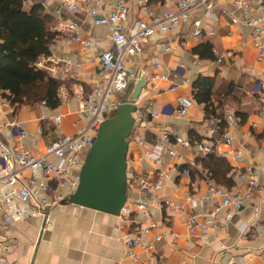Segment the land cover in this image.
Instances as JSON below:
<instances>
[{"label":"crops","instance_id":"0c3cea01","mask_svg":"<svg viewBox=\"0 0 264 264\" xmlns=\"http://www.w3.org/2000/svg\"><path fill=\"white\" fill-rule=\"evenodd\" d=\"M127 1L130 20L147 16L140 7V0ZM219 1L211 0V3ZM36 3H42L46 14L57 24L77 22L83 37L98 38L103 42L99 49H90L59 34L52 45L53 54L73 58L80 65L77 70H69L63 66L55 69L51 63L56 71L51 75L66 81L69 87L77 83H83L88 89L104 85L110 72L101 67L99 59L103 48L110 44V28L82 20L68 11L61 0H29L26 6ZM167 7L176 9V0H149L148 10L157 14L163 13ZM199 15L195 13V16ZM208 23L215 26L214 36L195 38L191 36L190 25L181 24L167 33L148 38L143 42L139 55L125 60L127 67L133 70H154V65L159 63L157 71L169 75L167 80H147L139 96L144 99L140 102L139 98L136 100L148 109L129 138L126 202H148L151 217L167 232V236L157 242L154 240L155 233L142 234L137 245L129 246L127 235H139V225L148 223L137 208H134L132 217L140 223L135 224L122 215L64 203L51 210V225L46 229H43L42 217L7 222L0 216V257L3 260L9 264H152L158 259L164 264H264V102L256 94L258 83L264 81V60L257 57L248 27L233 25L229 17L221 15L216 9ZM206 43L216 50L215 59L202 58L195 53L198 46ZM180 65L185 66L187 72L184 77L189 82L170 90L172 82L182 79ZM201 74L215 80L214 101L222 118L228 122L230 115L236 117L235 123H228L227 130L232 137L230 144L211 133L204 105L193 97V83ZM128 92L123 95H128ZM179 96L193 99L184 117L176 113ZM163 110L166 113L158 119H152L148 112ZM77 111L78 104L74 99L56 110L40 105L35 109L21 106L15 110L11 105H3L0 109V138L11 147L18 145V139L12 135L9 125L15 118L35 134L33 145L43 148L55 134L47 127V133L39 137V118L43 114L53 116L63 113L62 130L73 134L78 129L75 124L79 117ZM163 128L184 139L195 133L221 153H239V159L225 158L232 167L228 177L232 179V187L240 188L247 185L251 176L256 179L258 187L249 205L234 211L228 218L224 212L215 211L208 198L216 195L213 186L217 184L207 179V170L200 160L204 155L196 154L194 148L179 147L185 155L184 166L195 162L189 174H182L178 159L171 158L169 154H162V163H156L150 152ZM141 134L146 136L145 141L139 140ZM160 171L171 174L163 188L143 191L137 188L140 178L155 184ZM186 192L190 194V199ZM167 201L175 206L170 208ZM255 208L260 209L259 213L255 212ZM196 214L200 223H207L210 227L205 237L201 236L196 225L189 223ZM149 245L152 252L145 249ZM132 254L137 255L136 262Z\"/></svg>","mask_w":264,"mask_h":264},{"label":"built area","instance_id":"2783aa9c","mask_svg":"<svg viewBox=\"0 0 264 264\" xmlns=\"http://www.w3.org/2000/svg\"><path fill=\"white\" fill-rule=\"evenodd\" d=\"M61 4L68 11L92 25L110 28V44L103 48L99 59L101 67L109 71L110 75L104 85L91 89L86 88L83 83H77L73 87L62 84L59 88L58 97L61 105L72 99L78 104L79 117L75 122L78 129L75 133L68 134L62 130L65 115L58 113L53 116L43 114L39 118L40 124L37 130L39 137L42 138L47 133V127H50L55 134V137L43 148L33 145L35 134L29 132L15 118L9 125L12 135L18 139V145L11 147L0 138V216L7 222L42 217L43 229L51 225V210L64 203H71V197L80 183L79 172L85 161L83 155L93 147L94 139L103 122L113 116L120 104L127 99V94H123L129 91L131 84L140 76H145L147 80L169 78V75L157 71L160 68L159 63L154 65V70H133L125 64L127 57L137 56L142 52L145 40L158 33H167L181 24H189L191 36L195 38L214 36L215 26L208 21L216 9L221 15L229 17L233 25H242L251 29V41L257 50V57L259 60H264V0H220L216 4H212L211 0H176V9L167 7L161 14L148 10L149 0H140V7L147 16L133 21L130 20L127 0H61ZM195 13L200 15L195 16ZM53 30L58 34L66 35L70 42L78 43L85 48L99 49L103 46L102 40L98 38L83 37L77 22H59ZM214 53H217L216 50ZM221 60L219 57V61ZM51 63L54 64L55 69L63 66L69 70H77L80 65L73 58L54 55L52 46L50 53L41 56L36 66L53 74L54 68L50 65ZM179 69L182 79L180 82H172L169 85L170 90H176L180 85L189 82L184 77L187 72L185 66L180 65ZM256 94L264 102V81L258 83ZM143 99L144 97L139 98V102ZM178 101L179 107L176 113L184 117L193 104V99L179 96ZM139 102H135L136 111L134 112L137 124L142 121L144 112L148 109L141 106ZM3 105L11 104L6 99L0 98V109ZM40 106L48 108L46 101H42ZM148 112L152 119H158L165 111ZM235 122L236 117L230 115L228 123ZM215 123L216 120H209L213 135L217 132ZM227 129L220 138L230 144L232 137ZM139 140L145 141L146 136L139 135ZM179 147L194 148L196 154L204 156L216 154L234 159H239L241 156L239 153L218 152L204 140L192 144L189 139H184L167 128L160 130L150 154L158 164L162 163V154H169L171 158L178 159L181 173L189 174L195 162L192 161L184 166L185 155ZM170 178L169 172L160 171L155 184L149 183L146 178H140L137 188L141 191L150 188L158 190L163 188L166 180ZM257 187L258 182L252 176L247 185L242 188L213 186V193L216 195L209 197L208 201L213 203L216 212H224L228 218L234 211L249 205ZM185 194L188 199L191 198L188 192ZM166 203L170 208L175 206L169 201ZM148 206V202L139 201L126 203L121 210L120 215L125 216L130 223H140L136 217H132L134 208H137L142 218L148 221L146 225H139L137 232L139 235L135 236L132 233L127 235L129 246L137 245L142 234L155 233L154 240L157 242L167 236V232L161 229L160 224L151 217ZM177 209L176 207L175 210ZM259 211V208H255L256 213ZM198 218V214L193 215L189 223L196 225L201 231V236L205 237L210 227L207 223H200ZM145 249L152 252L151 245ZM132 259L136 262L137 255L132 254ZM0 264L9 263L0 257ZM152 264L164 263L158 259Z\"/></svg>","mask_w":264,"mask_h":264},{"label":"trees","instance_id":"16d2710c","mask_svg":"<svg viewBox=\"0 0 264 264\" xmlns=\"http://www.w3.org/2000/svg\"><path fill=\"white\" fill-rule=\"evenodd\" d=\"M28 1L0 0V98L6 99L15 110L21 106L35 109L42 101H46L51 110H56L61 106L59 88L69 84L37 68L36 63L41 56L50 53V47L59 35L53 30L57 21L46 14L42 3L27 7ZM195 53L202 58H216L209 43L198 46ZM214 83L213 78L201 74L193 83V97L204 105L207 122L216 120L215 136L220 138L228 128V122L215 104ZM218 118L222 120L218 122ZM189 140L194 144L203 139L193 133ZM200 160L207 170V179L217 186L233 188L232 179L228 177L232 167L225 158L208 154Z\"/></svg>","mask_w":264,"mask_h":264},{"label":"water","instance_id":"95a60500","mask_svg":"<svg viewBox=\"0 0 264 264\" xmlns=\"http://www.w3.org/2000/svg\"><path fill=\"white\" fill-rule=\"evenodd\" d=\"M146 85L145 76L133 82L127 99L101 125L81 166L80 183L70 200L73 205L120 215L128 199L127 154L136 125L135 102Z\"/></svg>","mask_w":264,"mask_h":264},{"label":"rangeland","instance_id":"374dc122","mask_svg":"<svg viewBox=\"0 0 264 264\" xmlns=\"http://www.w3.org/2000/svg\"><path fill=\"white\" fill-rule=\"evenodd\" d=\"M89 154V152H87L85 155H83V159H86V156Z\"/></svg>","mask_w":264,"mask_h":264}]
</instances>
